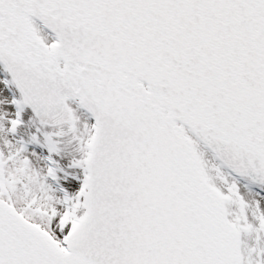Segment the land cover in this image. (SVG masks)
<instances>
[{"label":"snow or ice","instance_id":"snow-or-ice-1","mask_svg":"<svg viewBox=\"0 0 264 264\" xmlns=\"http://www.w3.org/2000/svg\"><path fill=\"white\" fill-rule=\"evenodd\" d=\"M0 264H264V0H0Z\"/></svg>","mask_w":264,"mask_h":264}]
</instances>
